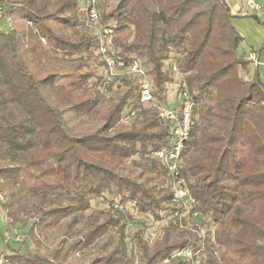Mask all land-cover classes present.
<instances>
[{"label":"trees","instance_id":"16d2710c","mask_svg":"<svg viewBox=\"0 0 264 264\" xmlns=\"http://www.w3.org/2000/svg\"><path fill=\"white\" fill-rule=\"evenodd\" d=\"M0 3L27 25L17 32L0 21L6 26L0 25L4 190L14 200L19 193L57 189L78 198L38 211L27 232L37 248L34 231L51 228L72 211L91 210L75 244L89 246L110 228L117 245L93 264H116L126 258L124 227L133 212L165 221L152 249L140 233L129 239L140 264H164L175 251L196 245L203 249L200 264H264V83L257 65L247 80L238 74L251 61L236 53L242 37L224 0H97L100 23L112 30L114 55L123 62L110 82L98 37L89 34L77 0ZM49 60L68 62L79 80L57 84L59 72L44 70ZM133 61L146 70L157 101L168 103L172 85L176 95L184 91L193 100L178 180L195 200L201 220L196 232L181 228L180 216L166 219L176 211L172 180L153 152L168 147L169 125L141 101L137 77L126 75ZM91 63L100 75L81 72ZM75 90L86 95L72 102L67 93ZM73 116L99 125L75 132ZM94 200L109 204L112 214L92 209ZM0 209L6 231L20 222L11 202H0ZM68 247L49 254L12 251L3 264H66Z\"/></svg>","mask_w":264,"mask_h":264},{"label":"rangeland","instance_id":"374dc122","mask_svg":"<svg viewBox=\"0 0 264 264\" xmlns=\"http://www.w3.org/2000/svg\"><path fill=\"white\" fill-rule=\"evenodd\" d=\"M253 1L260 7V12L256 14L257 18L251 15L237 17L232 16L230 23L237 32L239 31L238 33L242 37V41L239 43L236 53L246 60L250 54L249 48H251L255 52L256 57L259 56L257 64L259 79L264 83V0ZM77 2L80 9L85 8L86 0H77ZM239 2L240 0H229V3L232 7L236 6ZM2 5L0 3V11L3 13V17L6 16L10 18V27H12L11 29H16L17 32L24 31L27 25L23 19H21L19 13L14 11L10 16H8L4 12L5 10H3ZM3 23H0V25H2V27H6ZM234 26H237L238 28ZM55 31L58 32V28H55ZM88 32L91 36H93L95 29L89 28ZM45 63L46 67L44 70L49 71L54 69L59 72L60 77L57 80V84L69 85L71 83H76L79 80V73L70 72L71 66L68 62L60 63L49 60V62ZM253 67L254 66L249 64V67L239 68L238 74L244 80H247L250 77L249 75ZM90 69H95L96 73L99 75L101 74V72H99L92 63L88 68H82L81 72H86ZM246 72L249 74H246ZM135 79H138L139 82H142V79L140 78ZM148 81L150 82L149 78ZM174 93L175 85H172L168 98L169 101L174 99ZM67 94L72 102H76L79 97H85L86 95V93L81 90L70 91ZM69 120V126L72 128V130L79 133L91 132L99 125L97 122H91L90 120L79 116L69 117ZM127 122L128 120H125V123ZM7 161L8 160H6V162ZM4 163L5 160L3 158L0 160V164ZM0 185H3V192L0 195V202H11L13 204V208L18 210L20 220V222L15 223L13 227L6 231L4 223L6 218H2L3 214L1 213L2 210L0 209V264H3V256L11 253L12 251L23 250L27 248L33 252L37 251L40 254H49L58 249L60 246H63L64 248L69 246L65 262L66 264H93L95 262L94 259L100 258L101 254H109L116 247L118 236L110 228L107 229L100 237L94 240V242L89 246L75 244L76 242L80 241L82 237V229L89 219L88 216L91 210H88L84 212L72 211L66 218L60 220L51 228L34 231L36 238L41 241V246L37 248L29 240L27 232L29 226L37 216L38 211L42 209L44 210L58 203L64 205L74 204L78 200L77 196L75 194L67 193L57 189L54 191H48V193H19L15 196L14 200L9 196V193L4 190L5 186L1 179ZM91 207L92 209L103 210L105 212L108 211L109 214H112L113 211L109 204L102 203L99 200L92 201ZM7 210L8 209H3L4 212ZM129 212L131 211H128V213ZM129 214L132 216L131 220L135 222L129 228V231L127 232L128 238L125 239L126 258L120 260L116 264H140L139 258L135 252V247L133 246L134 244L129 242V239L133 233L136 232L142 234L143 239H145L148 247L151 249L155 245L154 243L157 241L159 242L163 237L162 231L165 226V221H155L151 219L150 216L145 217L133 212ZM65 232H68L69 234L65 235ZM151 234L154 235L153 238L151 237Z\"/></svg>","mask_w":264,"mask_h":264},{"label":"built area","instance_id":"2783aa9c","mask_svg":"<svg viewBox=\"0 0 264 264\" xmlns=\"http://www.w3.org/2000/svg\"><path fill=\"white\" fill-rule=\"evenodd\" d=\"M240 2L243 5L244 15H256L260 12L259 5L253 0H240ZM85 12L86 26L90 29H95V34L98 37L100 53L107 71V80L110 82L112 78L120 75V71L123 69V62L114 55L112 30L101 25L97 9V0H86ZM2 14L3 13L0 11V21H4L6 26L10 28V19L3 17ZM248 60L256 61L253 52L249 54ZM172 70L175 71V68ZM125 71L126 75L142 79L140 87L141 101L151 104L157 112L158 117L169 125L171 140L168 147L153 152V156L165 167L172 180L171 204L176 206V211L172 216H167L166 219L180 216V227L184 229L188 228L196 232L201 228V220L199 219V214L193 211L195 200L192 195L187 192L182 181L178 180L180 156L193 126V100L186 92L182 91L178 95L174 93L175 96L172 101L168 100L167 104H162L153 96L146 70L140 62L133 61ZM114 208L121 209L122 207L114 205ZM133 222V220H128L126 222L124 227L125 232H128ZM151 237L153 238L154 235L151 234ZM202 251L203 249L198 245H196V247L182 248L175 251L163 263L200 264Z\"/></svg>","mask_w":264,"mask_h":264},{"label":"crops","instance_id":"0c3cea01","mask_svg":"<svg viewBox=\"0 0 264 264\" xmlns=\"http://www.w3.org/2000/svg\"><path fill=\"white\" fill-rule=\"evenodd\" d=\"M225 2H226V3L228 4V6L230 7V9H231V13H232V15H233L234 17H237V16H243V15H244V12H243V5H242L241 2H239V3H238L236 6H234V7L231 6V4L229 3V0H225ZM234 27H237V26H234ZM237 28H238V27H237ZM238 32H239V31H238ZM249 51H250V53H251V52L254 53V55H255V60H256L255 62L249 60V61H251V64H250V65L255 66V65L258 64V58H259V56L256 57L255 52H254L251 48H249ZM246 60H248V59H246Z\"/></svg>","mask_w":264,"mask_h":264}]
</instances>
